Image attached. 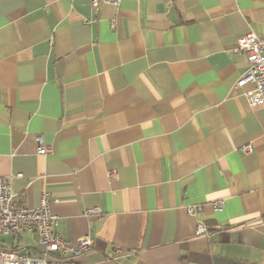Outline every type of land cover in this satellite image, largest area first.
I'll use <instances>...</instances> for the list:
<instances>
[{
    "label": "crops",
    "instance_id": "obj_1",
    "mask_svg": "<svg viewBox=\"0 0 264 264\" xmlns=\"http://www.w3.org/2000/svg\"><path fill=\"white\" fill-rule=\"evenodd\" d=\"M249 33L264 0H0V176L92 240L71 264H264V105L234 88Z\"/></svg>",
    "mask_w": 264,
    "mask_h": 264
},
{
    "label": "built area",
    "instance_id": "obj_2",
    "mask_svg": "<svg viewBox=\"0 0 264 264\" xmlns=\"http://www.w3.org/2000/svg\"><path fill=\"white\" fill-rule=\"evenodd\" d=\"M100 4L117 7L120 0H89L94 10ZM111 26H114V19L111 20ZM234 51L243 53L246 59V69L236 80L234 88L241 90L248 107L264 105V37L246 34L237 40ZM35 140L37 154H46L50 147L43 143L40 136H36ZM242 151L249 152V144L243 146ZM115 176V170L107 172L109 179ZM13 179L14 176H0V264H71L76 257L91 249L92 240L87 235L73 242L61 238L56 231L58 216L50 210L49 196L43 194L39 206L29 208L22 196L12 192ZM211 207L214 211H220L223 202L213 201ZM184 208L194 218L202 211L200 204H188ZM86 214H100V210L92 208ZM195 229V235L208 234L203 223H197ZM24 232L35 235V248L18 244L17 239ZM8 236H13V240L6 245L1 239Z\"/></svg>",
    "mask_w": 264,
    "mask_h": 264
},
{
    "label": "rangeland",
    "instance_id": "obj_3",
    "mask_svg": "<svg viewBox=\"0 0 264 264\" xmlns=\"http://www.w3.org/2000/svg\"><path fill=\"white\" fill-rule=\"evenodd\" d=\"M12 240H13V236H8L5 241H7L8 243H10V242H12Z\"/></svg>",
    "mask_w": 264,
    "mask_h": 264
}]
</instances>
